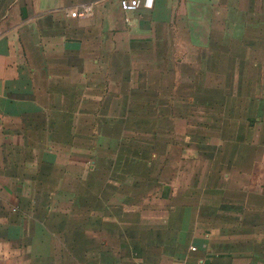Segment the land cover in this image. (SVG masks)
<instances>
[{
  "label": "crops",
  "instance_id": "0c3cea01",
  "mask_svg": "<svg viewBox=\"0 0 264 264\" xmlns=\"http://www.w3.org/2000/svg\"><path fill=\"white\" fill-rule=\"evenodd\" d=\"M263 30L264 0H0V264H264L255 144L162 158L198 138L160 101L224 80L217 36Z\"/></svg>",
  "mask_w": 264,
  "mask_h": 264
},
{
  "label": "rangeland",
  "instance_id": "374dc122",
  "mask_svg": "<svg viewBox=\"0 0 264 264\" xmlns=\"http://www.w3.org/2000/svg\"><path fill=\"white\" fill-rule=\"evenodd\" d=\"M217 40L218 44H227L237 54V57H231L236 66L222 68L225 74L227 72L224 80L214 78L208 88H202L200 97L193 100H160L164 101L166 108V125L177 136L175 142H178L177 139L181 141L186 131L191 136L193 132L198 138L197 142L191 141L189 146L180 144L184 147L183 151L177 146H167L166 152L161 153L162 158H231L233 142L245 137L246 144H255L251 148V158L257 159L259 163L248 166L246 170L249 176L244 178L248 182L253 177L257 184L264 186V33L217 36L215 41ZM240 62L246 66L238 67ZM253 62L257 63L256 67L251 66ZM213 69L219 70L216 67ZM189 74L188 68L186 72L179 73L183 79L180 83L181 90L191 92L193 86V90L199 91L198 88L194 89V84L189 83ZM175 85L172 90L180 89L177 83ZM167 91L171 92L168 89ZM205 92H208L207 98ZM173 116H176L175 119ZM196 133L203 135L199 137ZM205 136H208L209 143ZM224 140L228 142L225 145L220 144ZM209 165L204 160L198 159L195 162L198 171ZM251 173L256 175L252 176Z\"/></svg>",
  "mask_w": 264,
  "mask_h": 264
},
{
  "label": "built area",
  "instance_id": "2783aa9c",
  "mask_svg": "<svg viewBox=\"0 0 264 264\" xmlns=\"http://www.w3.org/2000/svg\"><path fill=\"white\" fill-rule=\"evenodd\" d=\"M154 0H119L121 9L125 11H135L141 7L151 8ZM93 9L92 3H85L79 6H74L70 9L69 15L71 17L86 16L91 13Z\"/></svg>",
  "mask_w": 264,
  "mask_h": 264
}]
</instances>
